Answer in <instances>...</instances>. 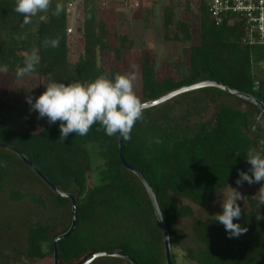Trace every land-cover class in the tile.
I'll return each mask as SVG.
<instances>
[{
  "label": "trees",
  "instance_id": "trees-1",
  "mask_svg": "<svg viewBox=\"0 0 264 264\" xmlns=\"http://www.w3.org/2000/svg\"><path fill=\"white\" fill-rule=\"evenodd\" d=\"M70 1L82 4V27L78 31L83 37V53L73 64L68 60L66 35V6ZM180 1L185 2L186 11L191 1L197 2V27L189 20L174 21L171 6L163 12V38L166 42L188 43L196 30L197 41L189 48L187 75L177 80L157 79L151 54L142 49L139 58L142 101L211 81L249 95L264 105V46L242 42V22L224 21L215 26L205 0H176V3ZM58 2L63 5V11L57 17L52 11ZM15 3L16 0H0V66H8L12 83L18 79L17 67L23 66L25 56L34 48L40 61L29 75L48 78V81L90 82L101 74L114 78V73H122L119 67L106 70L99 63V56L108 52L119 62L122 53L132 49L133 40L123 35L119 37L118 48L112 45L104 20H96L94 0H52L47 22L39 21L35 38L28 34L23 39L29 24L15 11ZM45 38H59V47L44 48ZM4 74L0 73V143L18 150L57 190L71 193L75 200L76 224L73 232L57 243L58 264H73L94 254L112 252L130 257L136 264H162L165 254L161 227L143 185L120 161L117 135L109 137L102 128L97 131L98 123L86 136L70 133L64 141L59 140V121L38 131H31V124L24 121L21 128L7 127L1 104ZM195 91L211 100L232 96L214 87ZM172 112L169 100L147 108L144 122H137L131 140L122 138L125 163L143 176L154 194L166 226L172 264H177L176 251L188 264H264V220L256 219L257 199L248 198V205L241 208V217L234 219V223L248 229L238 238H229L214 216L194 218L191 208V205L200 207L213 201L228 185L252 186L254 183L247 182L239 186L236 180L239 171L248 172L251 167L246 160L250 148L264 154V136L251 127L249 113L233 107L219 108L209 125L175 122ZM157 137L163 142L147 147ZM91 143L98 145L102 161L98 185L90 181L92 168L87 146ZM24 179H36L48 189L50 205L61 212L62 219H68L69 226L53 238L50 233L60 218L31 225L20 254L32 260L53 257L55 238L71 226L72 202L55 195L17 154L0 148V191L10 189L15 183L18 188L10 190V200L27 199L43 206L42 199L21 191ZM259 212L264 216V205Z\"/></svg>",
  "mask_w": 264,
  "mask_h": 264
},
{
  "label": "rangeland",
  "instance_id": "rangeland-1",
  "mask_svg": "<svg viewBox=\"0 0 264 264\" xmlns=\"http://www.w3.org/2000/svg\"><path fill=\"white\" fill-rule=\"evenodd\" d=\"M79 2H72L73 7L67 13V27L73 30L71 35L66 33L68 60L72 64L83 53V37L81 32L78 31V28L82 27L80 19L82 4ZM94 2L96 20H104L106 30L114 47L118 48L120 46V36L126 35L133 40L132 49L123 52L119 62L115 60L114 54L108 52H104L99 56L98 61L106 70L111 67H119L122 73H135L134 90L140 99L139 58L141 57L142 49L145 48L150 52L157 79L172 77L177 80L187 75L189 48L197 41L196 30L193 31V40L188 43L166 42L163 38L162 19L164 9L173 6L174 21L178 19L189 20L193 27L196 28L198 24L197 2L191 1L189 11L184 9V1L176 3V0H104L102 2L94 0ZM41 14L47 15V13ZM32 21L27 26V31L22 36V39L26 38L28 34L35 38V31L40 20L37 16L33 17ZM11 77L10 73H6L1 78V104L5 125L11 128H21L24 122H28L31 124V131H38L46 126L48 127L47 118L38 119V112L30 110V105L26 99L31 96L34 103L35 99L46 90L44 84L48 81V78L28 74L12 83ZM169 104L173 106L171 116L173 121L175 120V122H181L182 124L189 122L191 125L198 123L209 125L213 121L217 110L223 106L242 110L250 114L251 127L254 130L258 129L264 136V116L256 107L238 97L222 96L211 100L203 93L192 91L169 100ZM87 149L92 168L90 181L92 184L98 185L101 183L100 171L102 169L99 148L97 144L91 143L87 146ZM23 182L25 184L20 186L21 191L31 192L42 199L44 204L43 206L37 205L27 199L17 202L10 200V190L18 188L15 183L10 185V189L0 191V264H53V257L51 256L43 260H32L20 254L25 246L27 229L37 222L50 221L54 217L56 219L60 218V221H57L58 226L50 233V237L54 238L68 228V219H62L61 212L50 205L51 194L39 181L36 179H24ZM261 186H264L263 181L254 183L250 187L237 188L244 196V200L238 201L241 208L248 205V198L257 199L256 194ZM226 190L227 188L221 191L213 201L203 206L191 205L194 218L205 219L213 217L223 210L221 207L222 192ZM66 194L72 195L69 192ZM175 253L177 264H188V262L183 260L180 252L176 251ZM83 261L84 259H81L73 264H82ZM95 264L128 263L117 258L101 257L96 260ZM162 264H166L165 260Z\"/></svg>",
  "mask_w": 264,
  "mask_h": 264
},
{
  "label": "clouds",
  "instance_id": "clouds-1",
  "mask_svg": "<svg viewBox=\"0 0 264 264\" xmlns=\"http://www.w3.org/2000/svg\"><path fill=\"white\" fill-rule=\"evenodd\" d=\"M52 0H16L15 11L21 14L25 24L32 23V18L37 17L41 22H47ZM63 11V5L56 3L52 15L59 16ZM59 38H45L44 48H58ZM40 57L37 49H32L23 61L22 67H17L16 77L22 78L36 70ZM8 66H0V73H7ZM114 78L107 74L98 75L90 82L73 81L70 83L58 82L50 79L44 85L46 90L39 95L33 103L32 97H27V103L31 111L38 112L39 118H47L49 124L60 122V138L64 141L70 133L81 137L86 136L94 124H99L109 137L119 135L124 141H130L131 133L137 122H144L146 105L134 90L135 73H114ZM163 141L160 138L150 140L157 145ZM247 163L251 165L248 172L239 171L236 184L242 186L244 182L249 185L264 181V154L254 148L246 153ZM249 172L251 175H249ZM222 213L216 214L215 220L221 223L229 234V238L239 237L248 231L246 227L234 223L241 215V207L238 203L244 200L237 188L228 185L222 192ZM257 221L264 220L259 209L264 205V186L257 192Z\"/></svg>",
  "mask_w": 264,
  "mask_h": 264
},
{
  "label": "water",
  "instance_id": "water-1",
  "mask_svg": "<svg viewBox=\"0 0 264 264\" xmlns=\"http://www.w3.org/2000/svg\"><path fill=\"white\" fill-rule=\"evenodd\" d=\"M205 87H214V88H217L229 95H232V96H235V97H238L254 106H256L259 111L261 112V114L264 116V105L259 102L258 100H256L255 98L249 96V95H246V94H243V93H240V92H237L229 87H226V86H223L219 83H216V82H211V81H202V82H199V83H195V84H191V85H188V86H184V87H181L175 91H172L164 96H162L161 98H158V99H155V100H152V101H148V102H145L144 104L146 105V109L147 108H150V107H153V106H157L167 100H170L172 99L173 97L175 96H178L180 94H183V93H187V92H191V91H195V90H198V89H201V88H205ZM117 138H118V142H119V158H120V161L123 165V167L125 169H127L128 171H130L131 173H133L138 179L139 181L141 182V184L143 185L151 203H152V207H153V210H154V214H155V217L161 227V230H162V234H163V247H164V254H165V261H166V264H172V260H171V257H170V249H169V245H168V238H167V230H166V226L163 222V219L161 217V214L159 212V209H158V206H157V203H156V200H155V197H154V194L151 190V188L149 187L148 183L145 181V179L143 178V176L137 171L135 170L133 167L127 165L123 159V141H122V137H119V135H117ZM0 148L2 149H5V150H8V151H11V152H14L15 154H17V156L20 158V160L26 164L33 172L34 174L57 196L59 197H62V198H67L69 199L71 202H72V209H71V219H72V222H71V226L69 228V230L58 236L57 238H55L54 242H53V264H58V259H57V243L59 240L65 238V237H68L74 230V227H75V224H76V211H75V200L74 198L69 195V194H66V193H62L60 192L59 190H57L43 175L42 173L37 169L35 168L18 150H16L15 148L7 145V144H4V143H0ZM101 257H114V258H120V259H123V260H126L127 262H129L130 264H136V262L131 259L130 257H127V256H124V255H121V254H118V253H115V252H112V253H98V254H94V255H91L89 256L82 264H91L94 260L98 259V258H101Z\"/></svg>",
  "mask_w": 264,
  "mask_h": 264
},
{
  "label": "built area",
  "instance_id": "built-area-1",
  "mask_svg": "<svg viewBox=\"0 0 264 264\" xmlns=\"http://www.w3.org/2000/svg\"><path fill=\"white\" fill-rule=\"evenodd\" d=\"M75 1L66 6L69 13ZM208 14L215 26L224 21L232 24L242 22L244 36L242 42L249 46H264V0H205ZM67 35L73 33L67 28Z\"/></svg>",
  "mask_w": 264,
  "mask_h": 264
}]
</instances>
